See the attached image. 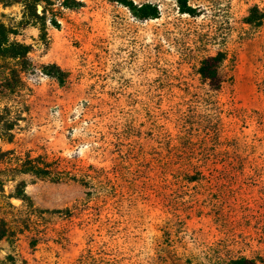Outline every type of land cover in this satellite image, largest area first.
<instances>
[{
	"label": "rangeland",
	"instance_id": "374dc122",
	"mask_svg": "<svg viewBox=\"0 0 264 264\" xmlns=\"http://www.w3.org/2000/svg\"><path fill=\"white\" fill-rule=\"evenodd\" d=\"M61 1L46 39L21 3H0L31 46L25 63L0 59L21 78L0 88L17 121L0 138V264H264V0H188L191 14L132 0L158 6L147 20ZM217 53L212 91L198 68Z\"/></svg>",
	"mask_w": 264,
	"mask_h": 264
},
{
	"label": "trees",
	"instance_id": "16d2710c",
	"mask_svg": "<svg viewBox=\"0 0 264 264\" xmlns=\"http://www.w3.org/2000/svg\"><path fill=\"white\" fill-rule=\"evenodd\" d=\"M125 7H127L133 16L140 20L154 19L159 16V9L156 4L153 3H134L132 0H112ZM178 6V9L182 13L193 12V8L189 5L188 0H175ZM0 3L3 4H12V3H21L24 8V20L26 23L33 22L38 26L40 32V38H47V25L50 24L53 27H58L59 23L55 16H47V6L51 5V0H0ZM43 3L41 12H37V5ZM83 5V2L80 0H62L61 6L65 8H78ZM13 33L11 27L0 22V59H13L15 61L26 62L27 54L31 49L29 44L20 43L18 41L12 40L10 38ZM223 61V56L221 53L215 55H210L201 60V63L198 68V73L201 78L206 81L208 87L212 91H218L222 87L224 81L223 74L221 70V63ZM23 67V65H21ZM46 73L52 76H55L58 80L63 81L64 71L57 65H50L46 67ZM21 82L20 70L13 68L10 74L0 75V88L13 89L18 86ZM8 111L7 107H4L0 111V138L11 141L12 140V130L17 124L16 120H12L8 117H5L6 112ZM1 155V153H0ZM34 161V160H33ZM32 161V162H33ZM190 165L199 170V167L202 166L200 162H193L189 160ZM32 166V170L36 176L41 174H47V171L42 167L35 165ZM200 173V170H199ZM16 195L20 198H24L25 194L23 189H18ZM8 233L3 224V221L0 222V241L7 237ZM229 264H259L255 261L254 258L247 256H239L230 259Z\"/></svg>",
	"mask_w": 264,
	"mask_h": 264
}]
</instances>
